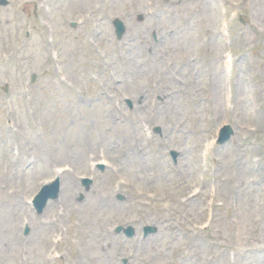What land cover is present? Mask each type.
Masks as SVG:
<instances>
[{
	"label": "rangeland",
	"instance_id": "obj_1",
	"mask_svg": "<svg viewBox=\"0 0 264 264\" xmlns=\"http://www.w3.org/2000/svg\"><path fill=\"white\" fill-rule=\"evenodd\" d=\"M0 264H264V0L0 6Z\"/></svg>",
	"mask_w": 264,
	"mask_h": 264
},
{
	"label": "water",
	"instance_id": "obj_2",
	"mask_svg": "<svg viewBox=\"0 0 264 264\" xmlns=\"http://www.w3.org/2000/svg\"><path fill=\"white\" fill-rule=\"evenodd\" d=\"M49 196V194H47V193H42L39 197H38V199H37V204L39 205V204H42V203H45V201H46V199H47V197Z\"/></svg>",
	"mask_w": 264,
	"mask_h": 264
}]
</instances>
